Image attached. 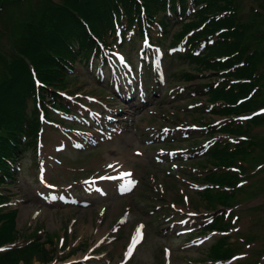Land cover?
<instances>
[{
    "label": "rangeland",
    "instance_id": "1",
    "mask_svg": "<svg viewBox=\"0 0 264 264\" xmlns=\"http://www.w3.org/2000/svg\"><path fill=\"white\" fill-rule=\"evenodd\" d=\"M46 1L0 0V82L5 76L1 58H12L13 42ZM239 1L241 20L252 27L250 47L264 51V4ZM190 10L192 17L200 6ZM152 28L146 26L142 35L109 37L113 52H104L109 65L102 66L100 59L89 68L76 64L66 89H59L76 116L49 109L39 148L15 159L17 175L4 186L8 201L0 207L17 211L18 245L43 242L53 251L50 260L36 255L29 264H218L209 249L222 235L239 255L233 263L264 264V148L256 150L255 160L233 163L238 177L231 185L239 184L227 201L231 209H221L217 196L205 198L203 178L215 163L205 154L213 139L236 141L210 135L225 117L212 114L205 85L216 84L220 75L198 69L183 56L187 44L178 41L180 24L172 22L164 36ZM149 31L154 48L147 45ZM259 66L264 74V61ZM123 75L147 96L121 98L116 82ZM259 106L243 119L257 116L260 124L239 128L253 140H264V103ZM109 153L130 173L121 183L115 177L106 183L115 174ZM101 182L105 186L97 189ZM223 191L218 196L232 190ZM222 212L230 214L224 217L228 233L201 231ZM138 231L143 241L136 240Z\"/></svg>",
    "mask_w": 264,
    "mask_h": 264
},
{
    "label": "trees",
    "instance_id": "2",
    "mask_svg": "<svg viewBox=\"0 0 264 264\" xmlns=\"http://www.w3.org/2000/svg\"><path fill=\"white\" fill-rule=\"evenodd\" d=\"M197 5L200 10L191 17L190 8ZM41 11L24 24L23 33L12 44V58H1L5 76L0 82V206L8 201L2 194L4 186L15 180V159L25 150L36 148L40 127L37 103L42 101L45 107L52 105L70 113L54 91L66 87L67 75L77 63L101 53L99 41L111 48L108 38L115 39L119 27L142 33L145 21L166 33L173 19L181 25L178 38L196 31L189 41L192 49L207 40L204 56L191 52L187 57L200 70L219 72L220 80L207 92L212 114L240 116L264 103V74L259 66L264 61V51L250 47L254 39L247 31L251 32L252 27L241 21L239 0H47ZM241 100L244 101L239 103ZM258 120L254 118L245 126H258ZM242 124L233 120L221 127L223 133L247 138L234 144L219 142L211 148L207 158L215 159V170L205 181L220 188L234 187L236 183L232 186L231 182L238 174L231 170L233 163L238 159L255 160L256 150L264 148V140H253L240 131ZM233 195L228 191L218 197L226 205ZM2 209L0 264H29L36 255L50 260L53 251L43 242L18 246L20 234L14 220L17 212ZM232 255L231 248L221 247L215 251L214 259L226 260Z\"/></svg>",
    "mask_w": 264,
    "mask_h": 264
},
{
    "label": "bare ground",
    "instance_id": "3",
    "mask_svg": "<svg viewBox=\"0 0 264 264\" xmlns=\"http://www.w3.org/2000/svg\"><path fill=\"white\" fill-rule=\"evenodd\" d=\"M114 154H110L109 158H110V163L113 164L112 167L113 169H115L114 171L117 172L115 173L116 175H119L117 182L121 183L125 180V176H120L123 175L127 170L123 169V166L120 162H117L113 156Z\"/></svg>",
    "mask_w": 264,
    "mask_h": 264
},
{
    "label": "snow or ice",
    "instance_id": "4",
    "mask_svg": "<svg viewBox=\"0 0 264 264\" xmlns=\"http://www.w3.org/2000/svg\"><path fill=\"white\" fill-rule=\"evenodd\" d=\"M127 175V174H126ZM130 190V189H129ZM140 235V233L138 232V236Z\"/></svg>",
    "mask_w": 264,
    "mask_h": 264
}]
</instances>
